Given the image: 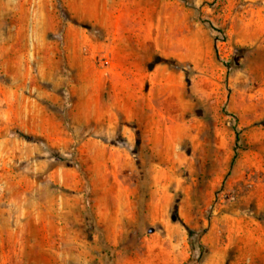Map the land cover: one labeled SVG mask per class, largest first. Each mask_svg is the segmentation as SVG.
<instances>
[{"label": "rangeland", "instance_id": "rangeland-1", "mask_svg": "<svg viewBox=\"0 0 264 264\" xmlns=\"http://www.w3.org/2000/svg\"><path fill=\"white\" fill-rule=\"evenodd\" d=\"M0 264H264V0H0Z\"/></svg>", "mask_w": 264, "mask_h": 264}, {"label": "trees", "instance_id": "trees-1", "mask_svg": "<svg viewBox=\"0 0 264 264\" xmlns=\"http://www.w3.org/2000/svg\"><path fill=\"white\" fill-rule=\"evenodd\" d=\"M236 140H237V138H236ZM235 157H236V152H235V150H233V155H232L231 160H230V165H232V163L234 162Z\"/></svg>", "mask_w": 264, "mask_h": 264}]
</instances>
